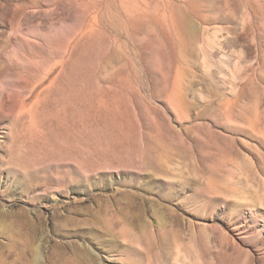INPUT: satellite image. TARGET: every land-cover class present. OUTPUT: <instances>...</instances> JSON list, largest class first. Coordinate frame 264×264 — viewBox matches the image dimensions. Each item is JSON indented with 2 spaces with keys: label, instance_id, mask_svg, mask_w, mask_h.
<instances>
[{
  "label": "rangeland",
  "instance_id": "rangeland-1",
  "mask_svg": "<svg viewBox=\"0 0 264 264\" xmlns=\"http://www.w3.org/2000/svg\"><path fill=\"white\" fill-rule=\"evenodd\" d=\"M0 264H264V0H0Z\"/></svg>",
  "mask_w": 264,
  "mask_h": 264
}]
</instances>
